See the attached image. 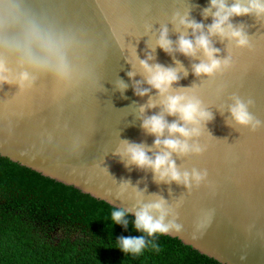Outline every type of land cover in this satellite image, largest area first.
<instances>
[{
    "label": "water",
    "instance_id": "95a60500",
    "mask_svg": "<svg viewBox=\"0 0 264 264\" xmlns=\"http://www.w3.org/2000/svg\"><path fill=\"white\" fill-rule=\"evenodd\" d=\"M57 2L63 6L49 10L50 21L80 38L69 54L78 83L66 91L40 78L25 94L13 86L0 88V156L132 213L163 199L172 210L166 220L181 226L167 236L221 264H264V18L232 19L243 26L248 47L210 37L218 58L231 56L232 66L213 76H195L193 65L204 59L202 53L169 54L156 46V39L164 27L173 49L181 35L193 38L191 29L176 30L172 19L177 14H187L206 30L212 18L202 13L209 0ZM133 55L140 60L151 55L149 63L177 69L179 80L169 94H195L212 114L200 135L188 139L202 150L172 154L181 173H206L199 186L158 183L151 170L127 164L118 154L122 141L144 145L151 157L160 151L153 146L156 137L142 129L143 118L163 114L169 123H180L163 112L160 95L139 72L129 78ZM119 81L128 86L123 92ZM136 82L148 95L135 94ZM234 96L252 101L249 111L262 122L255 131L231 121ZM150 102L155 107L148 108Z\"/></svg>",
    "mask_w": 264,
    "mask_h": 264
},
{
    "label": "clouds",
    "instance_id": "9594fccd",
    "mask_svg": "<svg viewBox=\"0 0 264 264\" xmlns=\"http://www.w3.org/2000/svg\"><path fill=\"white\" fill-rule=\"evenodd\" d=\"M202 15L204 18H212L206 30L205 25L190 19L187 14L174 16L172 23L176 30L191 29L193 38L181 35L173 49V42L168 38V29L164 27L156 39V46L169 54L178 51L185 57H196L198 52L202 53L204 59L193 65V74L213 76L230 69L232 60L231 56L218 58L219 50L213 47L210 37L234 42L237 48L248 47L249 40L243 26H235L231 21L240 16L264 18V0H232L231 3L229 0H209V6L203 10ZM79 44L80 38L76 32L62 29L36 15L27 6V0H0V88L4 85L13 86L20 94H25L33 89L38 79L47 78L66 91L72 89L77 85L78 79L69 61V54ZM151 60V55L143 60L133 55V60L130 61L133 71L128 76L132 79L139 72L144 77V82L160 95L163 112L177 117L180 123H169L163 114L143 118L142 129L156 137L153 146L160 151L151 157L148 155L150 149H146L144 145L122 141L117 152L127 164L138 169L151 170L158 183L199 186L205 180L206 173L196 170L181 173L172 159V154L199 153L202 149L197 145H190L188 139L200 135L202 125L213 119V116L205 110L195 94L170 95L172 85L179 80L177 69L149 63ZM117 86L122 92L128 87L123 81H119ZM134 91L136 95L143 97L148 95L149 90L141 88L140 83L136 82ZM232 100L233 103L228 109L231 121L253 131L261 126L262 122L255 119L249 111L251 100L245 102L236 96ZM147 107L152 108L155 105L150 102ZM139 111L143 114L145 107L141 106ZM165 133L169 138L161 139ZM126 189L125 184L121 190ZM133 192L138 201L142 199V193L136 189ZM171 213L172 210L160 198L140 205L134 213L112 207L108 219L113 225H121L126 229L129 223L127 217L132 215L133 229L142 233L140 237L119 238L116 248L125 255L138 257L148 247L145 236H167L173 231L179 233L181 226L166 220ZM152 248L159 251L156 245H152Z\"/></svg>",
    "mask_w": 264,
    "mask_h": 264
},
{
    "label": "trees",
    "instance_id": "16d2710c",
    "mask_svg": "<svg viewBox=\"0 0 264 264\" xmlns=\"http://www.w3.org/2000/svg\"><path fill=\"white\" fill-rule=\"evenodd\" d=\"M112 207L0 156V264H221L170 236H145L142 255H125L118 239L142 233L132 215L113 225Z\"/></svg>",
    "mask_w": 264,
    "mask_h": 264
},
{
    "label": "snow or ice",
    "instance_id": "6c2138e0",
    "mask_svg": "<svg viewBox=\"0 0 264 264\" xmlns=\"http://www.w3.org/2000/svg\"><path fill=\"white\" fill-rule=\"evenodd\" d=\"M27 6L38 16H42L50 21L49 10L63 6L57 0H27ZM56 23L55 21H51Z\"/></svg>",
    "mask_w": 264,
    "mask_h": 264
}]
</instances>
